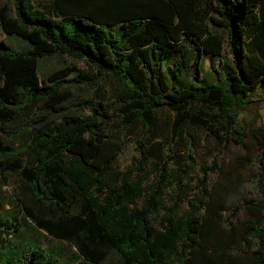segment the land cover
Instances as JSON below:
<instances>
[{
    "label": "trees",
    "instance_id": "1",
    "mask_svg": "<svg viewBox=\"0 0 264 264\" xmlns=\"http://www.w3.org/2000/svg\"><path fill=\"white\" fill-rule=\"evenodd\" d=\"M0 28L29 42L0 39V130L12 139H0V177L18 179L0 243L27 224L72 248L63 257L14 237L19 261L0 264H264V124L257 111L239 117L264 101V0H6ZM224 46L222 78L189 79ZM174 54L170 83L162 58ZM61 55L82 59L65 81L100 82L97 100L66 107L61 80L43 81L37 60ZM126 140L137 155L120 168ZM211 149L193 184L192 152ZM244 165L257 197L242 200L248 219L236 226L222 213Z\"/></svg>",
    "mask_w": 264,
    "mask_h": 264
},
{
    "label": "rangeland",
    "instance_id": "2",
    "mask_svg": "<svg viewBox=\"0 0 264 264\" xmlns=\"http://www.w3.org/2000/svg\"><path fill=\"white\" fill-rule=\"evenodd\" d=\"M6 0H0V3L5 2ZM0 39H3L7 44H9L12 48L18 49V48H25L29 46V42L26 39L19 38L16 35H4L0 28ZM211 57V56H210ZM201 57L198 61V65L200 68L199 72V79H195L192 77V73H190V80H195L196 82H217L219 78H222L224 76V69L226 63L230 61V55L224 46L222 49L221 57ZM176 59H180V55L174 54L169 55L168 60L167 57H163V68L165 70V73L167 75L168 82L174 81V76L172 74L173 70L175 69L173 64L171 62L176 61ZM193 60V55L191 53H186L183 57V71L190 70L192 65L191 61ZM168 61V63H167ZM38 67L40 69V72L42 73V79L51 81L55 77L56 80H61L62 86L61 88L63 90L68 91V97L67 100L64 102V106L74 108L78 107V102H82L85 99L92 98L94 100H97L96 94L99 93L100 89V82L93 86H86L82 83L74 86L69 84L65 81L68 77H70L77 68H84L86 64L82 61V59H76L67 55H61V56H47L43 58H39L37 60ZM66 65V69L61 70L59 74H54L53 76H49L50 73H53L57 68H60L62 66ZM75 68V69H74ZM72 69V70H71ZM74 69V70H73ZM55 80V79H54ZM103 84V83H102ZM81 111L87 112V108H80ZM257 111V122H262L264 124V101H251L249 102L246 107L239 109V117H245L249 118L251 115H256ZM167 114V111L165 112ZM160 113V117H165L166 114ZM13 126H9V129L12 130ZM0 139L4 143H12V139L8 138V135L2 130H0ZM16 140V138H13ZM209 150V149H208ZM194 157V165L192 168V175L194 176V181H196L200 175V165H209L211 163L210 155L217 154L216 149H211V153L202 152L200 150H195L192 152ZM137 155V152L135 151L133 147V143L130 140H126L123 144L121 151L117 155L115 164L123 168L131 161V156ZM228 154L224 151L221 153H218V156L216 159L218 162L224 163L227 161ZM252 167H249L247 165L240 166L238 171H236V175L229 176V182L231 183V177L239 176L240 181L239 183L242 184L241 189L234 190L231 192L230 189H227L228 197L225 201V206L227 207L222 215L231 221V223L235 224L236 226L242 225L247 219V211L245 207L241 204L242 200L245 199V197H251L256 198L257 193L249 190L248 186L245 185V179L247 178V175H251ZM206 183L208 185H212L214 180L217 178V172L215 170H208L206 172ZM18 184V179L16 178L15 174L13 173H5L4 177H0V224L1 227H4V223L7 219V216L10 214L12 210L15 209L16 203L14 204V187ZM240 187V186H239ZM196 188L194 187V190ZM251 191V192H250ZM225 193V192H224ZM191 194H189L188 197H190ZM186 199H183L179 202V204L182 207H185ZM20 219V218H19ZM23 220V219H22ZM11 240L10 246H7L4 243H0V260L1 259H12L14 262H18L15 255H18L19 251V240H18V251L16 247V239H27L36 237L39 239L42 246L49 247L53 251L58 252L61 256H69L71 254V247L69 245L61 240L54 238L48 234H45L43 232H40L37 229L32 228L29 225H24L21 230L16 229L12 231L11 233ZM15 237V238H14Z\"/></svg>",
    "mask_w": 264,
    "mask_h": 264
}]
</instances>
